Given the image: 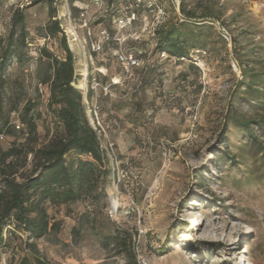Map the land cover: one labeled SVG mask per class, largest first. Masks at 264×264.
<instances>
[{"label":"rangeland","instance_id":"obj_1","mask_svg":"<svg viewBox=\"0 0 264 264\" xmlns=\"http://www.w3.org/2000/svg\"><path fill=\"white\" fill-rule=\"evenodd\" d=\"M24 1L0 0V45ZM97 2L54 0L53 8L68 32L87 115L100 105L111 173L80 201L48 202L61 227L37 240L40 255L52 264H264V0H158L162 13L153 6L135 16L129 0L103 9ZM66 8L72 14H60ZM22 9L31 36L41 39L48 1ZM85 21L93 40L102 32L112 39L94 51ZM172 26L189 40L187 59L157 50L156 29ZM61 37L40 43L64 56ZM121 55L138 64L126 67ZM37 64L13 59L0 73V99L12 122L36 102L42 146L58 122ZM26 137L1 135L0 144ZM79 157L73 151L67 160ZM123 232L133 236V256ZM6 237L0 264L33 257L26 234Z\"/></svg>","mask_w":264,"mask_h":264},{"label":"trees","instance_id":"obj_2","mask_svg":"<svg viewBox=\"0 0 264 264\" xmlns=\"http://www.w3.org/2000/svg\"><path fill=\"white\" fill-rule=\"evenodd\" d=\"M46 1L49 3L50 18L44 27L37 28V32L44 41L62 34L60 40L64 56L56 55L45 43H40L41 39L31 36L26 12L20 7L14 10L8 36L0 45L2 75L13 59L23 62L24 57L30 56L38 60L36 78L40 84L49 86L48 105L58 122L49 142L38 146L36 102L29 100L24 105L18 129L17 121L12 122L11 114L5 116L3 100L0 99V136H27L21 144L14 142L9 147L0 144V249L7 244V233L10 236L26 234L27 246L33 257H25L23 264H52L40 255L37 245L38 239L52 231H59L61 227V222L52 220L48 202L80 201L93 193L100 180L107 179L111 173L108 155L89 121L83 92L75 85L74 52L53 8L54 0ZM76 1L71 0L74 5ZM40 2L34 0L32 4ZM143 9L153 10L154 7L144 1L133 10L134 16ZM193 15L187 12L186 18L191 20ZM156 35L160 53L166 52L179 60L189 58V40L181 31L173 26L158 28ZM18 109L14 106L11 111ZM73 151L85 157L68 161L67 155ZM120 241L131 256L135 255L132 234L123 232Z\"/></svg>","mask_w":264,"mask_h":264},{"label":"built area","instance_id":"obj_3","mask_svg":"<svg viewBox=\"0 0 264 264\" xmlns=\"http://www.w3.org/2000/svg\"><path fill=\"white\" fill-rule=\"evenodd\" d=\"M58 1H66L67 2V0H58ZM111 0H98V2H97V5H98V7L100 8V9H103L104 8V6H106V4H108L109 5V2H110ZM144 1H147V2H149L152 6H156L157 8H159V5H158V3H157V1L158 0H129V6H128V9H130V14H135L134 12H133V10L135 9V8H137V7H139ZM173 1H175V2H178L179 4H180V2H181V0H173ZM32 3V1L31 0H25L20 6H21V8H23L25 5H29V4H31ZM82 10H81V14H86L87 13V10H86V8H81ZM160 9V8H159ZM160 12L162 13V10L160 9ZM66 14V13H65ZM68 14H72L71 13V10H69L68 11ZM86 27H87V29H88V35H89V37H90V40H91V45H92V48H93V50L95 51V50H99V49H101L102 48V43H104L105 42V40L107 39V40H110V39H112V36H111V34L109 33V32H102V34H101V38L99 39V40H93L92 38H91V29H90V25H89V22L88 21H85V24H84ZM65 33H67V35H68V32L65 30ZM226 36V38H228V36H227V34L225 35ZM121 57V59H122V61H123V63L126 65V67H135L137 64H138V59L137 58H135L133 55H129V56H124V55H121L120 56ZM114 83L116 84L117 82L116 81H114ZM100 111H101V109H100V105L99 104H93L91 107H90V111H89V115H88V117H90L89 118V121H90V123H91V125L93 126V128L97 131V134H98V136H99V139L101 140V138H100V135H99V132H98V125L99 126H101L102 127V125H101V120H100ZM16 126H17V128L19 129L20 127H21V123L20 122H16ZM102 144V143H101ZM102 148L106 151V153H107V155H108V152H109V148L108 147H106V149L103 147V145H102ZM111 148H112V146H111ZM140 264H148L147 263V261L146 260H144V259H142V260H140V262H139Z\"/></svg>","mask_w":264,"mask_h":264},{"label":"crops","instance_id":"obj_4","mask_svg":"<svg viewBox=\"0 0 264 264\" xmlns=\"http://www.w3.org/2000/svg\"><path fill=\"white\" fill-rule=\"evenodd\" d=\"M66 12H68L67 8L64 9V11H62L60 14H65Z\"/></svg>","mask_w":264,"mask_h":264}]
</instances>
